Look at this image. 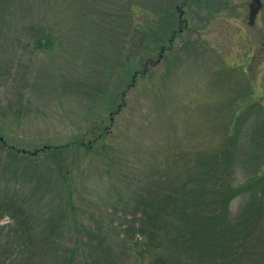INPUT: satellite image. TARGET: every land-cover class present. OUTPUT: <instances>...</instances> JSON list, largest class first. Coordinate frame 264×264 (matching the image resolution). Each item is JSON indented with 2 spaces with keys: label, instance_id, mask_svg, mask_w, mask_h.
Listing matches in <instances>:
<instances>
[{
  "label": "rangeland",
  "instance_id": "1",
  "mask_svg": "<svg viewBox=\"0 0 264 264\" xmlns=\"http://www.w3.org/2000/svg\"><path fill=\"white\" fill-rule=\"evenodd\" d=\"M0 139L1 210L16 202L32 227L15 264H66L72 248L69 264H137L114 243L116 193L181 185L227 145L242 184L264 176V0H0ZM66 175L76 225L48 227ZM255 183L229 206L234 217L262 200L241 264H264ZM18 227L1 212L0 248Z\"/></svg>",
  "mask_w": 264,
  "mask_h": 264
},
{
  "label": "trees",
  "instance_id": "2",
  "mask_svg": "<svg viewBox=\"0 0 264 264\" xmlns=\"http://www.w3.org/2000/svg\"><path fill=\"white\" fill-rule=\"evenodd\" d=\"M138 9H131L130 16L136 21V29L140 30L146 26H143L142 21L144 15H136L141 10ZM141 45L142 41L139 46ZM257 132L256 139L261 130L258 129ZM260 137L262 140V133ZM68 146L70 145L64 147L47 145L43 149L52 148L51 150L60 151ZM228 146H224L225 150L222 148L220 157L213 156L209 168L205 165L196 177L192 174L187 176L181 185H171L169 188L153 187L150 193L133 188L128 197L120 191L116 193L119 207L109 214L117 220L115 225H113L115 221H112L111 225L116 230L114 243L116 245L118 243V254L124 256L129 248L136 251L137 264L144 260L147 264H241L240 235L245 238L244 225L254 214H260L262 200L253 192L242 214H236L234 217L230 215L229 206L242 192L254 189L255 182L264 186V176L259 180L256 176L249 179L246 181L248 186L242 184L240 177H237L239 171L232 164L233 158L235 156L239 158L241 152L237 153ZM259 155L262 156L263 153ZM220 161L223 165L217 169L215 164L221 163ZM67 176V194L63 198L59 197L45 216H41V222L48 227L57 228L67 223L69 227L74 228L76 225ZM193 182L195 186L192 185ZM256 203L257 209L252 214L250 208ZM1 204H6V200H2L0 206ZM8 205L3 210H1L3 207H0V214L4 210L13 214L15 225L19 223L21 238L16 243L7 242L6 246L0 248V264H15L22 261L23 256L30 254L33 249L30 216L27 212L19 211L20 207L16 202ZM121 210L123 212L118 214ZM240 225L243 226L242 229ZM8 244L13 245L8 247ZM99 247L104 252L111 249L106 246ZM72 250L73 248L66 264L72 260ZM146 256L151 259L147 260ZM90 261L91 264H99L95 258H91Z\"/></svg>",
  "mask_w": 264,
  "mask_h": 264
}]
</instances>
